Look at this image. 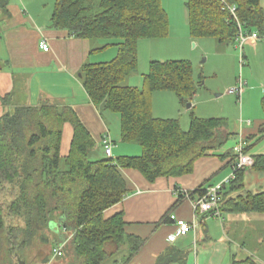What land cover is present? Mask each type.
Returning a JSON list of instances; mask_svg holds the SVG:
<instances>
[{
  "label": "trees",
  "instance_id": "1",
  "mask_svg": "<svg viewBox=\"0 0 264 264\" xmlns=\"http://www.w3.org/2000/svg\"><path fill=\"white\" fill-rule=\"evenodd\" d=\"M9 2L0 0V38L1 24L9 17ZM227 2L236 7L243 34L264 36L261 0ZM184 6L192 38L235 44L237 22L218 2L187 0ZM50 24L74 38L98 43V51L115 47L110 61L84 64L79 71L80 82L96 108L118 116L120 141L138 145L141 154L91 160L95 141L69 106L44 100L36 106L6 111L0 116V264H29L25 253L52 223L69 234L63 246V257L69 264H103L114 253L122 252L123 245L128 246V254L122 264H128L143 241L125 233L123 213L108 219L103 215L129 193L122 171L136 170L148 182L187 175L197 159L220 150L233 134L225 118L203 119L190 114L184 130L178 119L152 115L154 92L170 91L184 106L196 94L201 76L194 77L188 60L151 61L141 88L124 84L137 70L139 42L167 35L168 17L161 0H55ZM8 99L2 98L3 105ZM260 106L264 113V95ZM65 124L71 126L72 138L67 154L62 156ZM253 159L249 170L264 175V155ZM246 172L237 171L236 178L223 189L221 212L264 215V190H247ZM205 189L201 185L188 195L200 197ZM182 199L179 194L177 203ZM175 206L157 225L170 220ZM107 246L114 251H107ZM185 256L178 249H167L156 264H182ZM231 264L258 262L249 256L241 261L233 259Z\"/></svg>",
  "mask_w": 264,
  "mask_h": 264
},
{
  "label": "crops",
  "instance_id": "2",
  "mask_svg": "<svg viewBox=\"0 0 264 264\" xmlns=\"http://www.w3.org/2000/svg\"><path fill=\"white\" fill-rule=\"evenodd\" d=\"M39 1L42 3L39 4L38 0H10L7 7L9 17L1 24L0 116L16 106H36L42 101L48 100L58 106H69L74 110L95 141L96 148L91 153L95 160L106 158L101 145V137L106 132L109 133L113 141L112 159L140 155L141 148L138 145H128L129 143L120 141L118 116L96 108L90 102L80 82L81 67L86 63L110 61L116 54L115 47L98 51L96 50L99 48L98 43L74 38L66 30L51 27L50 18L55 0ZM161 39L167 40L168 37ZM43 40L49 46L48 52H43L39 47V43ZM182 40L193 41L189 29L183 32ZM260 40H264V38L259 37L256 40L248 38L244 43L247 45V53L253 61L259 52H264V41ZM199 46L205 54L204 46L202 44ZM230 46L236 49L235 44L226 45V48ZM183 50V45L172 43L169 45L168 54L174 56H168L169 58L163 56L169 60H176ZM216 52L217 56L229 55L234 60V73L224 85L225 93L228 91L226 89L232 87L239 78L246 83L240 102H238L239 111L242 114L239 124H235L234 133L230 132L233 136L225 146L213 152L212 155L201 157L194 162L190 174L180 177L157 178L154 182H148L136 170L125 169L122 171L128 184L129 193L120 203L107 209L103 215L105 219H108L117 213H123L125 233L143 241L142 246L128 264H156L157 258L167 249L172 248L186 254L182 264H231L233 259L241 261L249 256L256 258L258 264H264V259L255 255V252L264 253L263 214L221 212L220 218L210 215H198L195 218L192 202L198 198V195H188L189 192L195 191L201 185L204 187L215 185L230 175L234 164V161L232 162L233 148L236 145L240 144L243 149L248 148L246 154L252 157L264 155V113L260 106V100L264 95V68L255 72L250 66L243 68L245 59L243 54H239L238 58L234 53L230 54L228 51L218 49ZM104 53L106 55H103ZM238 66L242 67V70ZM217 68L219 67L216 66L215 69L217 70ZM238 69L239 76L236 78L237 72L235 71ZM216 70L212 72L214 76ZM241 72L245 78L240 75ZM21 85L25 87L22 91ZM140 85L141 83H137L132 87H140ZM201 87L203 84L197 87L196 94L192 99L196 97L197 91ZM172 94L170 91L152 93V115L160 119H177V117L179 119L180 115V119L182 116V122L179 119L181 127L187 129L189 120H184L183 116L186 115L181 114V108H184V105L179 102L175 94ZM6 96H9V99L7 104L3 105L2 98ZM243 96H245V104L249 108L246 105L243 106L241 102ZM192 99L189 107H185L186 112L189 113V119L194 109ZM237 100L239 101V99ZM154 104L158 105L157 113L154 111ZM224 111L222 110V112ZM212 113L214 110L209 109L207 114H202L205 116L193 115L203 119H206L205 117L217 118L210 116ZM112 125L114 132H111L110 129ZM71 138L72 128L69 124H65L61 140L60 152L62 156L67 154ZM118 144L122 146H118ZM249 173L251 174V171L247 169L244 180L245 187L249 184V182L246 183ZM254 174V183L264 187V177L261 174ZM179 194L183 196V199L177 203ZM173 206L175 208L171 215L188 223L196 222V229L185 236L178 237L173 243H169L167 237L176 229L174 221L168 220L160 225L157 223ZM223 216L229 221L230 230L237 234V239L232 238L228 233L223 234V221H221ZM58 232L61 242L69 238V234H66L64 230L58 229ZM66 240H64V244ZM246 243H250L254 248H246ZM53 249L55 248L47 249L44 255L39 256L38 254V262L41 264H69V259L63 257V249L61 257L55 256ZM120 250H122L120 254L116 252L108 259V264H122L128 254V246L123 245ZM111 251H114L113 247L110 248L109 252ZM118 254L119 256H117ZM56 258L63 260L56 262Z\"/></svg>",
  "mask_w": 264,
  "mask_h": 264
},
{
  "label": "rangeland",
  "instance_id": "3",
  "mask_svg": "<svg viewBox=\"0 0 264 264\" xmlns=\"http://www.w3.org/2000/svg\"><path fill=\"white\" fill-rule=\"evenodd\" d=\"M187 0H161V5L164 9V11L167 14L168 17V31L167 35L165 37H168L167 40L159 39H145L141 40L138 44V65L137 70L129 75L127 79L125 80L124 84L127 86H135L137 83H142V76L146 75L149 70V64L151 61H164L169 60L166 58H169L168 56H174L168 54L169 51V45L172 43H176L177 45H183L184 50L181 52L180 57L176 58V60H189L193 67V73L194 77L198 78L197 76H201V84H203V87L199 88L197 91V95L194 99H192L194 104V109L191 113H193L195 116H198L201 114V116H205L202 114H207L209 109L214 110V113L210 116H215L217 118H225L227 120V129L229 132L234 133V126L235 124H239V120L242 116V114L239 111V101L236 99L234 95H230L225 93L224 85L228 82L229 79L232 78V75L234 73V60L231 56H217V50H223L228 51L230 54H235L239 58L240 51L237 49H234V47L230 46L229 48H226L225 44H219L217 43V40L214 38H192L193 41L189 42L188 40H182V34L186 31V29H189L188 26V17H187V11L185 9L184 3ZM38 3H42V1L38 0ZM261 7L263 8L264 13V0H261ZM6 19H4L5 21ZM164 38V37H163ZM264 41V40H260ZM202 44L205 48V54H203L200 46L198 45ZM195 46H194V45ZM218 47V49H217ZM247 45L244 44L242 54L244 59V66L243 68H248L250 66L253 68L255 72L257 70H261L264 68V52H259L257 57H255L254 61L253 59H250L249 54L247 53ZM216 52V54H215ZM108 53V52H106ZM104 53L103 55H106ZM173 53V52H172ZM167 56L164 58V56ZM163 58V59H162ZM208 58V60H207ZM239 61V60H238ZM216 66L217 70L215 69ZM239 67V66H238ZM242 70V67H239ZM214 70H216V75L212 73ZM236 74V78L239 76V69ZM243 78H245L241 72L240 74ZM236 83L232 86L227 88L226 90L235 87ZM21 91L25 89L24 85H21ZM174 95V93L172 94ZM244 97L242 98V104L243 106L245 104ZM152 100V99H151ZM152 102V101H151ZM241 104V105H242ZM187 104L184 106V108H181V114L186 115L183 116L184 120H189V113L186 112ZM154 111L157 113L158 105L154 104ZM249 108V107H248ZM183 109V111H182ZM222 110H225L222 112ZM103 111V110H102ZM243 111V110H242ZM228 114H227V113ZM241 114V115H240ZM105 117V114H103ZM155 116V115H154ZM176 116V115H174ZM235 117V118H234ZM210 118V117H205ZM173 119V118H172ZM176 119V118H175ZM178 119V117H177ZM180 119V115H179ZM178 119V120H179ZM244 119V118H243ZM246 120V119H244ZM180 121L182 122V116ZM111 132H114V127L110 126ZM185 129L186 128H183ZM231 139H229L230 141ZM228 141V142H229ZM258 142V141H257ZM256 141L254 142V144ZM252 144V145H254ZM121 144H118V146ZM128 145H136L129 143ZM122 146V145H121ZM91 160H95L94 156L90 155ZM114 159H116L114 157ZM255 174L251 172V174H247L248 177H246V183L249 182V184L246 186L247 190L256 193L261 192L264 190V187L257 186L256 183H254L255 180ZM264 177V175H262ZM264 182V181H263ZM264 186V184H263ZM223 234H229L232 236V238H236L237 234H235L233 231L230 230V224L229 221L226 220L225 216H223ZM220 221V222H221ZM50 229L43 230L39 236L38 239L35 240V243L30 247L29 252L25 253V260L29 264H41L38 261V254L39 256L44 255L47 251V249L50 248H56L60 245V234L57 229H60L58 225L50 224ZM251 227L250 225H248ZM44 238L43 240H41ZM45 240H47V243H43ZM246 248H254L250 243L245 244ZM111 246H107L106 249L109 251ZM17 254L18 251H17ZM120 254V253H119ZM119 254L117 256H119ZM258 258L264 259V253H256ZM63 259L56 258V262H61ZM263 262V261H262ZM264 263V262H263ZM103 264H108V262H105Z\"/></svg>",
  "mask_w": 264,
  "mask_h": 264
},
{
  "label": "built area",
  "instance_id": "4",
  "mask_svg": "<svg viewBox=\"0 0 264 264\" xmlns=\"http://www.w3.org/2000/svg\"><path fill=\"white\" fill-rule=\"evenodd\" d=\"M219 3L222 10L227 11L237 22L239 33L235 42V48L240 51L242 55L243 44L248 38L256 40L259 38L256 32H252L249 35H245L240 30V24L236 17V7L227 2V0H215ZM264 38V36L262 37ZM39 47L43 52L49 51V46L46 41H41ZM246 83L239 78L236 82L235 87L228 89L227 94L234 95L237 99H241V96L244 92ZM101 145L106 158H112L111 152L113 147V141L108 132H106L101 137ZM234 165L232 166V171L229 176L224 178L221 182L206 187L204 193L192 202V207L194 210L195 218L198 215H210L212 217H221V211L219 209L221 193L223 189L228 186L235 178L236 172L240 170H247L252 167L254 164V159L252 156L243 152V147L239 144L233 148ZM170 221H174L176 229L174 233L167 237L169 243H173L178 237L185 236L196 229V222L188 223L184 220L176 219L174 215H170ZM64 243L59 245L57 248L53 249V254L55 256H62V249Z\"/></svg>",
  "mask_w": 264,
  "mask_h": 264
},
{
  "label": "water",
  "instance_id": "5",
  "mask_svg": "<svg viewBox=\"0 0 264 264\" xmlns=\"http://www.w3.org/2000/svg\"><path fill=\"white\" fill-rule=\"evenodd\" d=\"M79 77H80V74H79ZM189 104H190V103L187 104V107H189Z\"/></svg>",
  "mask_w": 264,
  "mask_h": 264
}]
</instances>
